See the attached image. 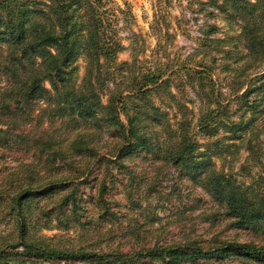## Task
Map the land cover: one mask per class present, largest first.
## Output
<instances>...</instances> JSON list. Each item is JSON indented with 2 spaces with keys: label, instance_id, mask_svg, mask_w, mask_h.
I'll use <instances>...</instances> for the list:
<instances>
[{
  "label": "trees",
  "instance_id": "trees-1",
  "mask_svg": "<svg viewBox=\"0 0 264 264\" xmlns=\"http://www.w3.org/2000/svg\"><path fill=\"white\" fill-rule=\"evenodd\" d=\"M167 1L190 11L187 19L171 17L194 46L170 54L174 33L154 18L149 53L132 32L129 59L116 62L124 45L115 21L130 11L112 0H0V212L11 221L7 233L15 234H0V264H180L228 256L264 264V167L245 182L211 160L240 148L251 158L264 141V0ZM190 19L200 20L194 33L182 26ZM79 57L77 77L71 64ZM163 103L175 104L178 117L169 120ZM220 129L225 135L214 141L215 150L212 143L198 149L196 134ZM134 156L153 168L141 192L142 176L125 163ZM93 163L129 173L124 195L134 205L171 167L208 194L214 215L255 239L205 243L196 235L167 241L154 235L138 247L110 251L50 242L56 236L39 233L41 226L68 230L114 217L102 173L94 192L78 189ZM92 209L94 218L86 219ZM138 228L118 235L140 241L147 228Z\"/></svg>",
  "mask_w": 264,
  "mask_h": 264
},
{
  "label": "rangeland",
  "instance_id": "rangeland-1",
  "mask_svg": "<svg viewBox=\"0 0 264 264\" xmlns=\"http://www.w3.org/2000/svg\"><path fill=\"white\" fill-rule=\"evenodd\" d=\"M114 5H118L123 9L130 11V15L125 18H118L115 21V26L118 28V36L121 43L124 45L116 54V62L129 59L130 49L129 41L132 32L138 34V38L145 44L147 48L145 55L149 53L150 48L155 42L154 35L150 28V23H154V18L161 28L164 24L168 23L169 30L173 32V36L168 46L170 54L174 52L185 54L191 49L193 41L187 36L180 33L176 27L174 19L171 14H177L179 17L190 18L191 13L188 9H182L176 2L168 3L166 0H112ZM190 22H183L182 26L190 29V33L196 30V22L193 19ZM218 24L221 28H226L223 21ZM76 68V76L79 77L83 69V59L77 58L72 64ZM225 92L227 90L223 88ZM187 95L190 99V89L187 90ZM231 104L234 100L230 101ZM264 104V101L261 105ZM190 107V101L187 103ZM260 106V105H259ZM167 110V116L178 117L175 104L166 106V103L161 105ZM261 107V106H260ZM195 111V109H193ZM264 113V112H262ZM190 116V115H188ZM225 133L220 129L217 134L212 136H202L196 134L195 140L201 145L198 149L202 150V145L212 143L210 148L217 147L214 142L217 138L224 136ZM263 136V135H261ZM260 136V137H261ZM108 140V139H107ZM106 140V142H107ZM228 141V140H226ZM237 142V141H236ZM105 147H101L100 151H104ZM246 151L242 148L230 157L227 155L226 160H221L216 153H213L211 160L215 166L222 167L224 171H231L237 179L248 182L257 172L260 171V164L264 167V141L258 143L255 154L250 157L246 155ZM229 159V162H227ZM11 160V159H8ZM11 161L10 164H12ZM125 163L132 166L134 172L141 175L143 179L140 192L144 188L145 181L152 176L153 168L146 165V160H141L140 157L134 156L132 159H126ZM142 166V167H141ZM3 168L0 169V172ZM99 173L105 178L107 184L105 197L108 200L110 209L115 212L114 217L111 219H104L106 221L95 222L93 211L88 212L86 216L87 221L80 226L62 230L59 228L51 227L45 228L41 226L39 233L46 236L55 235L50 242H57L61 246L68 248H76L78 246L93 250V251H110L115 249L126 250L130 245L138 247L143 242L150 238L153 240L154 235L159 236L163 240H181L188 236H199L203 241L211 243L209 239L212 237L218 239H236V240H250L255 239L254 235L246 229L235 228L229 224L230 220L222 214L214 215L212 212L216 206L209 199L201 188L194 187L190 181L184 176L178 175L177 171L169 167L164 173L157 176L155 183L149 190V193L144 195L139 204H130L124 195V182L129 177V173L123 169L117 171L110 169L108 171L102 170V166H96L93 163L90 167V173L87 175L86 180L88 183L78 184V189L85 193L94 192L96 189L95 178L99 177ZM1 175V174H0ZM44 199L39 200V204ZM102 219V218H101ZM44 221V220H43ZM45 222V221H44ZM39 221L35 222L37 225ZM42 225V224H40ZM139 226L147 228L146 236L137 242H125L124 237L119 236L118 233L123 232L125 228L131 226ZM112 227L113 230H110ZM11 228V221L8 219L7 214L0 212V234H4L7 238L14 236L13 232H9ZM59 238V239H56ZM20 249V247H17ZM41 264H92L81 261H71L70 259L62 260L56 263L43 262ZM105 264V263H101ZM108 264V263H106ZM128 264H160L156 260L149 262H135ZM180 264H259L252 261H241L233 256H228L223 260L201 259L196 262H182Z\"/></svg>",
  "mask_w": 264,
  "mask_h": 264
}]
</instances>
